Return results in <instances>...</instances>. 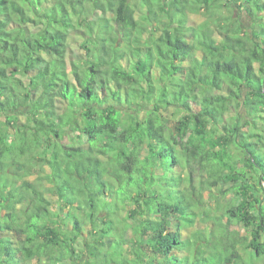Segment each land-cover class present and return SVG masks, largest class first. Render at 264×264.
Listing matches in <instances>:
<instances>
[{
	"label": "trees",
	"instance_id": "1",
	"mask_svg": "<svg viewBox=\"0 0 264 264\" xmlns=\"http://www.w3.org/2000/svg\"><path fill=\"white\" fill-rule=\"evenodd\" d=\"M31 159L44 190L5 176ZM25 232L51 264L264 256V0H0V261Z\"/></svg>",
	"mask_w": 264,
	"mask_h": 264
},
{
	"label": "rangeland",
	"instance_id": "2",
	"mask_svg": "<svg viewBox=\"0 0 264 264\" xmlns=\"http://www.w3.org/2000/svg\"><path fill=\"white\" fill-rule=\"evenodd\" d=\"M195 19H201V15H196L195 16ZM243 22L246 26H249L250 25V22H249V19L244 17L243 19ZM172 111V110H171ZM171 117V116H170ZM23 118V117H22ZM173 118V117H171ZM174 119V118H173ZM173 122V120L171 121ZM28 160V159H27ZM34 160V159H33ZM31 162L32 159H31ZM38 163L36 162V160L33 162V166L31 165V172L30 174H27L25 175V177H23L20 173H25L26 171H21V170H18L17 169V164L14 165V166H10L9 169H7V172H6V175L7 176H10V177H14L13 174H12V171L15 170V172H20L19 174H15L16 176V179H18V182L23 185L24 184V181L25 180H29L31 182H35L37 184H39V188L41 189V186H43V190H44V184L46 183V181H42L39 179V176H40V169H39V166H36L35 164ZM38 167V171L36 172V168ZM40 168H42L40 166ZM14 177V178H15ZM44 182V184H43ZM47 194V193H46ZM9 196V192L7 191L6 192V196ZM52 196V195H51ZM54 196V195H53ZM52 196V197H53ZM54 198V197H53ZM53 198H50V199H53ZM53 202L54 204L52 206L49 205V208H53L54 206H56V203L57 201L55 202V200L53 199ZM21 204H19L18 206V210L21 209ZM206 210L209 211V208H210V213L208 215H203V214H200L201 213V209L199 211V216H198V222L203 225V226H208V228L210 227H213L215 230H217V221L219 222H222L223 225H227V222H228V215L225 213V208H226V205L224 204V206H222L221 204L219 205L218 202L216 201H211L210 204L208 206L205 207ZM203 209V207H202ZM21 212V211H19ZM22 213V212H21ZM231 223V222H230ZM230 228L231 229H237V230H240L242 232V234H245V231L242 230L238 225H230ZM184 233H185V237L188 233V231L185 229L184 230ZM2 235L1 236H6L7 232H5V234L1 233ZM30 235L29 232H25L24 236H19L17 235L16 233H14V240L16 242V245H23L24 243H26L25 245H29L31 248L29 249H25V253L26 255L24 254H21L20 256V262L21 264H51L50 263V260L48 259V257L46 255H37V254H34L36 253L33 249L35 248V246L31 243V242H27L26 241V237H28ZM239 239V238H238ZM235 247L239 248L240 247V243L237 242V244L235 243L234 244ZM241 248V247H240ZM230 249H234V247H230ZM241 251L243 253V258H241L240 260H238V263L240 264H264V256H257V253L255 251H253L252 249H250V251H247V249H243L241 248ZM28 253H31L32 254V257L28 258ZM4 256L2 255L0 258H3ZM2 264H13L12 261L8 262H4V261H0ZM12 262V263H11ZM242 262V263H241ZM17 263V260L14 262V264Z\"/></svg>",
	"mask_w": 264,
	"mask_h": 264
}]
</instances>
